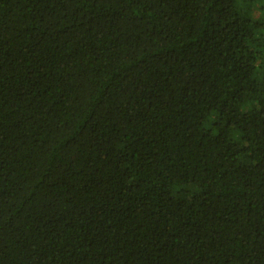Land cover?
<instances>
[{
  "label": "trees",
  "instance_id": "16d2710c",
  "mask_svg": "<svg viewBox=\"0 0 264 264\" xmlns=\"http://www.w3.org/2000/svg\"><path fill=\"white\" fill-rule=\"evenodd\" d=\"M0 264H264V0H0Z\"/></svg>",
  "mask_w": 264,
  "mask_h": 264
}]
</instances>
